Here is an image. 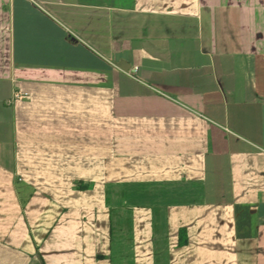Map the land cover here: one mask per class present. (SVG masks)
Segmentation results:
<instances>
[{"label": "crops", "instance_id": "obj_1", "mask_svg": "<svg viewBox=\"0 0 264 264\" xmlns=\"http://www.w3.org/2000/svg\"><path fill=\"white\" fill-rule=\"evenodd\" d=\"M0 264H264V0H0Z\"/></svg>", "mask_w": 264, "mask_h": 264}, {"label": "trees", "instance_id": "obj_2", "mask_svg": "<svg viewBox=\"0 0 264 264\" xmlns=\"http://www.w3.org/2000/svg\"><path fill=\"white\" fill-rule=\"evenodd\" d=\"M85 186L79 185L78 188H84ZM188 243V237L185 227H180L178 231V245L183 246Z\"/></svg>", "mask_w": 264, "mask_h": 264}, {"label": "water", "instance_id": "obj_3", "mask_svg": "<svg viewBox=\"0 0 264 264\" xmlns=\"http://www.w3.org/2000/svg\"><path fill=\"white\" fill-rule=\"evenodd\" d=\"M118 65L122 67L123 69H128V65H126V63H124V61L122 60L118 63Z\"/></svg>", "mask_w": 264, "mask_h": 264}, {"label": "built area", "instance_id": "obj_4", "mask_svg": "<svg viewBox=\"0 0 264 264\" xmlns=\"http://www.w3.org/2000/svg\"><path fill=\"white\" fill-rule=\"evenodd\" d=\"M22 95H23V93H21V92H16L14 96H15L16 98H20Z\"/></svg>", "mask_w": 264, "mask_h": 264}]
</instances>
